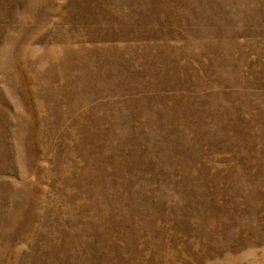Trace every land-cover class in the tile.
<instances>
[{"label":"rangeland","instance_id":"1","mask_svg":"<svg viewBox=\"0 0 264 264\" xmlns=\"http://www.w3.org/2000/svg\"><path fill=\"white\" fill-rule=\"evenodd\" d=\"M0 264H264V0H0Z\"/></svg>","mask_w":264,"mask_h":264}]
</instances>
